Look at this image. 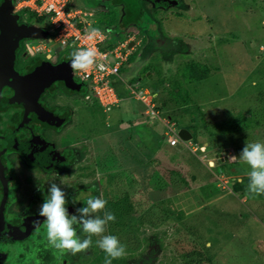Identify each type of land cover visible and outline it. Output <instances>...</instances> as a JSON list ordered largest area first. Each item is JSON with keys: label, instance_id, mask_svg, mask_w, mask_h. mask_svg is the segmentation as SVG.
Instances as JSON below:
<instances>
[{"label": "rangeland", "instance_id": "1", "mask_svg": "<svg viewBox=\"0 0 264 264\" xmlns=\"http://www.w3.org/2000/svg\"><path fill=\"white\" fill-rule=\"evenodd\" d=\"M134 4L127 8L132 12L130 19L136 14ZM86 5L94 12L92 27L108 31L117 44L121 6L112 0H88ZM34 17L28 10L17 13L21 23L37 24ZM161 21L166 29L163 51L169 57L157 63L160 73L145 70V62L152 64L153 59L143 52L141 63L130 54L120 72L124 83H132L137 91L146 85L158 91L154 98L158 116L147 115L146 124L133 121L142 117L144 106L128 97L132 88L119 79L116 86L123 93L122 100L106 112L94 109L99 106L95 97L92 100L97 106L86 105L80 93L68 99L75 111V125L80 124L76 135L87 131L89 137L102 136L89 141L103 153L101 157L92 154L94 168H103L98 161L104 159L105 178L118 176L122 196L134 193L136 199L132 208L108 206L116 220L110 222L115 228H107L106 233L120 235L125 255L139 257L138 264H145L149 256L152 264H190L201 258L208 264H264V198L245 190L233 191L237 178L246 177L248 186L250 166L238 158L229 159L238 157L247 141L264 142V0H183V6L163 13ZM40 24L47 29L45 22ZM132 28L136 32L134 26L129 30ZM110 42L108 49L113 47ZM68 49L67 54L74 47ZM194 63L208 67L210 75L190 82L187 72ZM137 72L144 73L138 85ZM192 116L200 127L198 144L179 141L172 146L168 140L172 133L163 119L179 130ZM226 119L230 125H225ZM206 121L208 129L203 126ZM222 151L226 154L219 156ZM167 207L185 217L176 221ZM143 216L145 222L141 223ZM131 223L138 227H130ZM130 236L132 243L128 242ZM134 238H144L145 243L137 242L134 248ZM175 239H184L202 256L186 259L178 255L172 244Z\"/></svg>", "mask_w": 264, "mask_h": 264}, {"label": "flooded vegetation", "instance_id": "2", "mask_svg": "<svg viewBox=\"0 0 264 264\" xmlns=\"http://www.w3.org/2000/svg\"><path fill=\"white\" fill-rule=\"evenodd\" d=\"M134 1L117 0V5L123 10L121 22L125 9ZM139 2L143 12L158 24V30L148 29V32L140 25H132L136 32L133 28L129 30L132 26H127L122 28L120 34L118 31V35L129 31L128 34L133 35L135 50H139L138 53H133L135 59L139 60L136 62H142L140 57L143 52L145 56H150L149 59H153L152 64L146 65L147 61L145 62V70L156 69L159 72L161 67L157 63L160 64L169 57L163 51L166 29L161 15L169 12L173 6H183V0H169L165 3H157L155 0ZM37 21L35 26L42 28L40 23L44 21ZM46 27L48 34L45 38L21 39L14 64L20 75L28 74L33 67L46 59L50 66L56 65L67 55L69 49L65 50L58 45L49 25L46 24ZM131 30L134 32H130ZM150 36L153 42L150 41ZM38 40L45 41L46 51L29 52L26 44L34 45ZM143 74L137 72L140 78ZM76 80L81 84L80 88L74 89L60 83L39 98L41 106L50 109L52 115L41 110H38V114L26 113L13 108L18 106H9V103L3 104L0 100V264H104L106 253L96 244L100 239L98 236L92 237L93 244L87 251L76 255H59L55 249L47 246L46 226L44 218L39 216V210L52 183H57L66 192L67 207L72 214H78L76 209L84 206V201L90 194L107 200L106 208H132L136 202L134 193L126 192L122 196L118 176H111L109 180L105 178L104 159L100 158L98 161L103 162V168H94L92 154L101 157L103 153L91 147L89 141L96 135L99 139L102 138L101 134L89 137L85 134L86 131L76 135L80 124L75 125V111L70 108L68 99L73 94L80 93L86 105L97 106L92 100L93 97L87 94V83L78 78ZM94 109L106 112L100 103ZM105 135L103 134V138ZM24 143L28 144L30 151L26 152ZM74 198L78 199L76 203H73ZM129 226L138 227L132 223ZM109 227L115 228L110 223ZM116 227H120V224ZM78 234L82 239L87 237L82 231ZM124 258L128 259L125 263H121L120 258L113 260L112 264H138L139 257L136 259L133 253L125 255ZM152 258H145V264H152Z\"/></svg>", "mask_w": 264, "mask_h": 264}, {"label": "clouds", "instance_id": "3", "mask_svg": "<svg viewBox=\"0 0 264 264\" xmlns=\"http://www.w3.org/2000/svg\"><path fill=\"white\" fill-rule=\"evenodd\" d=\"M92 13L94 14V12ZM109 28L110 27H108V29ZM98 33V29H93L90 38H95ZM125 35L127 34L117 35V37L122 38ZM110 36H112V34H110ZM132 47H134L133 50H135V44ZM98 55L97 50L91 47L76 49L71 53L72 62L70 66L74 71L86 72L96 64ZM128 61L129 59L126 63H128ZM118 79L123 83L125 82L123 78L120 79L114 77L113 79V84L117 88L120 97V100L116 105L120 103L123 97V93L116 86ZM141 79L142 78L139 80L140 82H137V85L141 83ZM256 83V81H253L252 86L255 87ZM124 84H129L130 88L133 87V84L130 82ZM143 89L149 90V94L152 97V103L153 99L157 97L158 92L155 95L153 87L148 85L143 87ZM87 94L92 96L88 88ZM126 94L129 98L133 97L141 100L146 106H148L146 101L136 98L129 93ZM149 94L146 95L149 96ZM153 103L155 105V102ZM103 108L106 111V108ZM110 109H112V107ZM147 110L146 113H148ZM169 127L174 128L173 125H169L168 128ZM174 129L177 131L179 141H182L178 135V127ZM167 135L168 134H166V137ZM170 139L171 135L168 137L169 143ZM190 142H193V139L190 140ZM186 143H189V141H186ZM237 158L242 163H246L250 166V171L248 172V191L252 194L264 195V142L255 141L249 143L247 141L239 156L237 157L233 155L229 159L235 160ZM66 197L67 194L62 190L60 185L52 183L50 184L49 194L45 197L44 203L40 207L39 216L44 218L47 246L51 249H55L59 255H65L67 253L76 255L87 251L93 244L92 237L98 236L100 239L96 241V244L106 253L104 264H112L113 260L124 257L126 254V245L121 242L118 236L105 234L109 223L115 222L116 220L115 214L106 208L107 200L100 196L90 194L86 201H84V206L76 209V213L78 214H72L67 207L68 200ZM77 200V198H74L73 203H76ZM100 213H103V215L101 216ZM80 231L87 234V237L82 239L78 234Z\"/></svg>", "mask_w": 264, "mask_h": 264}, {"label": "built area", "instance_id": "4", "mask_svg": "<svg viewBox=\"0 0 264 264\" xmlns=\"http://www.w3.org/2000/svg\"><path fill=\"white\" fill-rule=\"evenodd\" d=\"M86 1L88 0H14L16 12L28 10L35 14V20H42L49 25V30L56 37L58 45L66 49L73 46V51L89 47L97 50L99 55L96 64L86 72L74 71V76L86 82L91 95L108 109L120 100L113 79L114 77L122 79L120 72L129 55L134 51V47H129L134 39L132 34H127V38L122 37L115 44L116 40L109 32L92 27L90 18L94 17V14L87 10ZM93 29H98L99 33L95 38H90ZM108 42L113 44L112 48H106ZM44 44L45 41L38 40L34 45L27 43L26 47L31 53L45 52ZM131 88V95L148 102V113L158 114L154 109V103H151L152 97L148 89L137 91ZM146 94H149V99L145 98ZM169 130L173 134L170 144L176 145L179 141L177 131L172 127H169ZM192 150L196 149L192 148Z\"/></svg>", "mask_w": 264, "mask_h": 264}, {"label": "water", "instance_id": "5", "mask_svg": "<svg viewBox=\"0 0 264 264\" xmlns=\"http://www.w3.org/2000/svg\"><path fill=\"white\" fill-rule=\"evenodd\" d=\"M113 1L117 3V0ZM155 1L165 3L169 0ZM133 8L136 14L132 19H130L132 12L125 9L122 22L124 28L129 25H140L147 31L148 29L158 30V24L143 12L139 0H135ZM47 34L48 32L43 26L41 28L35 26V24L19 22L14 0H0V100H2V103L6 102L9 103V106H18L13 108L24 110L26 113L38 114V110H41L45 114L52 115L50 109L41 106L39 98L42 95L60 83L74 89L81 87V84L75 80L74 70L70 66L72 62L71 54H67L53 66H50L51 64L47 59L41 61L25 75H20L15 70V55L19 49L21 39L25 37H46ZM133 45L134 42L132 41L129 47ZM178 135L184 142L193 139V132L185 127L179 129ZM24 146L27 148L26 152L30 151L27 143H24ZM222 154H226V151L219 153V156Z\"/></svg>", "mask_w": 264, "mask_h": 264}, {"label": "trees", "instance_id": "6", "mask_svg": "<svg viewBox=\"0 0 264 264\" xmlns=\"http://www.w3.org/2000/svg\"><path fill=\"white\" fill-rule=\"evenodd\" d=\"M122 28H124V27L122 26ZM210 73H211V71L209 70L208 67L200 66V65L194 63V64H192L189 67V70L187 72V74L189 75L188 80L190 82L202 81V80L206 79L210 75ZM155 91L158 92L154 88V92ZM154 100L155 99H153V102H154ZM139 101L142 102L141 100H139ZM164 102H166V105L168 104L167 101H164ZM142 104L144 106V110H142V112H141L143 118L141 117L140 119L143 122L142 124H146L147 120H148L147 115L150 116V118H155L156 116H158V114L153 115L151 113H146L145 104L143 102H142ZM147 109H148V106H147ZM154 109L156 111H159L158 110V106L156 108H154ZM202 116H203V113L201 115V118H202ZM197 122H198V119L192 116L190 119H188L186 121V123L184 125V127H186L187 129H189L190 131L193 132V140H194L195 144H198V137H199L198 135H199V130H200V127L198 126L199 124ZM223 122H225V125H230V123H229L230 121L228 119L223 120ZM223 122H222V126H223ZM213 125H216V122H214ZM203 126H206L207 127L206 129H208L207 121L204 122ZM218 129L220 130L222 128L219 127ZM209 132H211V134H213V135L215 133L214 131H211V130ZM215 134H216L215 135V137H216L218 134L217 133H215ZM245 179H246V177L244 179H242V181L240 179H238V178L236 179L235 184H234V190H233L234 192H241L243 190H245L246 192L248 191V186L246 187L245 186L246 183H244ZM247 182L249 183V179H248ZM258 196L261 197V198H264V195H258ZM164 209H165V207H164ZM166 210H167V213L169 215L173 216L176 219V221L182 220L185 217V214L183 212H180V211L179 212H175V210H173V209H171L169 207H167ZM175 213H177V214H175ZM144 222H145V217L143 216V217H141V223H144ZM149 223L153 225V222H149ZM131 235H132V233H131ZM119 239H121V238H119ZM129 239H130V241H128V242H130V243H132L131 241H134V240H132L131 236L129 237ZM137 242H140V244H143V243H145V239L144 238H140L138 241H137V239H135V243L133 244V246H136ZM152 242H154V241L152 240ZM172 244L175 246V248H177L178 255L183 256V258H186V259L191 258L192 259L196 255L202 256V252L201 251L195 250V246L189 245V243H187L184 239H175L172 242ZM126 259L127 258L122 257L121 260H120L121 263H123V262L125 263V261L128 260V259L127 260ZM190 264H208V260L206 258L205 259L201 258L198 261L197 260L196 261L195 260L190 261Z\"/></svg>", "mask_w": 264, "mask_h": 264}, {"label": "crops", "instance_id": "7", "mask_svg": "<svg viewBox=\"0 0 264 264\" xmlns=\"http://www.w3.org/2000/svg\"><path fill=\"white\" fill-rule=\"evenodd\" d=\"M149 88H150V87H149ZM150 89H151V88H150ZM156 94H157V92L155 91V95H156ZM157 95H158V94H157ZM132 120H133V121H137L139 124H140V123H143V122L141 121V119H135V118H134V119H132ZM163 122H164L167 126L171 125V123H170V122H167V120L164 121V119H163ZM173 127L176 128V126H174V125H173ZM165 135H166V134H165ZM172 136H173V135H171V137H172ZM163 138H166V136H163ZM176 145H177V144H176ZM173 146H175V145H173ZM196 148H197V147H196ZM214 153L217 154L218 152H215V151H214Z\"/></svg>", "mask_w": 264, "mask_h": 264}]
</instances>
